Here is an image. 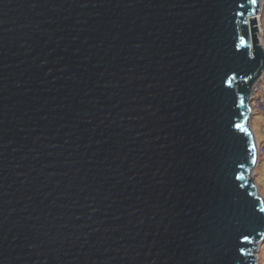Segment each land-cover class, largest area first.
Masks as SVG:
<instances>
[{
	"label": "water",
	"instance_id": "obj_1",
	"mask_svg": "<svg viewBox=\"0 0 264 264\" xmlns=\"http://www.w3.org/2000/svg\"><path fill=\"white\" fill-rule=\"evenodd\" d=\"M242 2L0 0V264L259 263Z\"/></svg>",
	"mask_w": 264,
	"mask_h": 264
},
{
	"label": "snow or ice",
	"instance_id": "obj_2",
	"mask_svg": "<svg viewBox=\"0 0 264 264\" xmlns=\"http://www.w3.org/2000/svg\"><path fill=\"white\" fill-rule=\"evenodd\" d=\"M238 7L240 9H244L247 12L248 15H253L254 16L256 14V11L258 10L259 2H258V0H246V3L242 2V3L239 4ZM245 11H238L236 13V15L237 16H240V17H243L245 15ZM237 23H242V24L248 25L249 24V21H247V20H240V21H237ZM251 30H252L253 38H255L256 26H255V22L254 21L251 23ZM247 46L248 45H247V40L245 39V36L241 35L239 37V44L237 45V50H239L242 47H247ZM234 78L235 77H229L228 80L226 81V83L229 86H231L232 80ZM250 79H252V77H245V82H247V80H250ZM245 99H246V97L240 99V105L242 107L245 104ZM248 111H250V110H248ZM241 115L243 116V122L242 123H236V124H234V127L238 131L243 132L249 138V140L251 141V132L247 128V121H248L249 117L247 115H245L244 113H241ZM248 151L250 153L251 165H255V163L257 162V157H256V146H255V143L254 142H250ZM251 165H249V167ZM240 167L241 168H245L246 165L245 164H241ZM235 178L237 180H243L244 179V177L242 175H236ZM240 187L243 188V187H245V185L244 184H241ZM251 194L252 193L249 192V195H251ZM256 210L259 213H264V205L259 206ZM243 239L245 241L249 242V243L252 242L248 235H245L243 237ZM240 252H241L242 255L245 254V251H244L243 248L240 249Z\"/></svg>",
	"mask_w": 264,
	"mask_h": 264
},
{
	"label": "rangeland",
	"instance_id": "obj_3",
	"mask_svg": "<svg viewBox=\"0 0 264 264\" xmlns=\"http://www.w3.org/2000/svg\"><path fill=\"white\" fill-rule=\"evenodd\" d=\"M258 23L260 24L258 35L264 40V0L262 4V9L258 17ZM261 29V30H260ZM261 39V38H260ZM262 89L259 93L264 94V79L261 83ZM251 126L256 136L258 144L264 143V115L261 112H254L251 118ZM254 179L256 181L258 190L264 196V159L260 158L255 170H254ZM258 264H264V242L258 250Z\"/></svg>",
	"mask_w": 264,
	"mask_h": 264
},
{
	"label": "built area",
	"instance_id": "obj_4",
	"mask_svg": "<svg viewBox=\"0 0 264 264\" xmlns=\"http://www.w3.org/2000/svg\"><path fill=\"white\" fill-rule=\"evenodd\" d=\"M260 38H259L260 42L264 45V40H262L261 35ZM263 79H264V68L259 78L254 82L252 86L251 105H252V113L261 112L264 115V94L259 93L260 89H262L261 83ZM258 156L264 159V143L258 144Z\"/></svg>",
	"mask_w": 264,
	"mask_h": 264
},
{
	"label": "clouds",
	"instance_id": "obj_5",
	"mask_svg": "<svg viewBox=\"0 0 264 264\" xmlns=\"http://www.w3.org/2000/svg\"><path fill=\"white\" fill-rule=\"evenodd\" d=\"M258 25H259V23H258ZM261 43V42H260ZM263 45V44H262ZM264 46V45H263ZM253 115V114H252ZM257 145H258V143H257ZM258 147V146H257ZM258 159H260V157L258 156Z\"/></svg>",
	"mask_w": 264,
	"mask_h": 264
},
{
	"label": "bare ground",
	"instance_id": "obj_6",
	"mask_svg": "<svg viewBox=\"0 0 264 264\" xmlns=\"http://www.w3.org/2000/svg\"><path fill=\"white\" fill-rule=\"evenodd\" d=\"M258 37L260 38V36L258 35ZM262 44V43H261Z\"/></svg>",
	"mask_w": 264,
	"mask_h": 264
}]
</instances>
